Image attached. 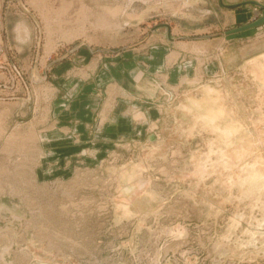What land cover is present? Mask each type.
I'll use <instances>...</instances> for the list:
<instances>
[{
    "label": "rangeland",
    "instance_id": "1",
    "mask_svg": "<svg viewBox=\"0 0 264 264\" xmlns=\"http://www.w3.org/2000/svg\"><path fill=\"white\" fill-rule=\"evenodd\" d=\"M263 16L264 0H0V264H264V21L230 32ZM170 51V83L209 65L161 86L142 128L117 82L68 75L97 63L133 93ZM66 124L80 140L46 146Z\"/></svg>",
    "mask_w": 264,
    "mask_h": 264
},
{
    "label": "crops",
    "instance_id": "2",
    "mask_svg": "<svg viewBox=\"0 0 264 264\" xmlns=\"http://www.w3.org/2000/svg\"><path fill=\"white\" fill-rule=\"evenodd\" d=\"M167 35V34H166ZM194 44L195 43H193V46L192 47H194L195 49H196V47L198 48V46H194ZM197 44V43H196ZM177 49L178 50H172V51H177L178 53H180L181 52V46H180V44H178L177 45ZM194 49V55H197L196 53H198V54H203V50H200V49H196L195 50ZM192 48H190V53H192ZM172 51H170L169 53H168V55L167 56H169V54H171V52ZM192 53V54H193ZM176 54V53H175ZM167 56H165L164 57V61H162V63L161 64H159V66H158V71L156 72V75H155V77H152V76H149V75H146V77H147V81L151 84H146V85H139L138 87L140 88V89H143V90H145V91H143V90H140V89H138V90H135V91H132L133 93L135 92V93H137V94H142L143 95V97H142V99L143 100H141V102L142 103H137V102H135V100H134V98H133V93H131L130 91H131V89L129 88L130 87V85L129 86H127V82L128 81H124V83L123 84H121L118 80H116V79H114L113 77H108L110 74L107 72L108 70H105V69H103L102 70V72H99V70H97L98 68H97V63H95L94 65H88L87 67H78V63L76 62V68L75 69H73V70H71V71H68V75H72V76H77L78 77V79H80V80H85V79H88V78H90V77H93V76H95L97 73H98V81H103V83L104 84H106V83H109V82H113V81H115V82H117L120 86H121V88L123 89V91H124V95H126V93L127 92H129L130 94H129V96L128 97H126V99L125 100H127L128 101V103H129V105L127 104V106H128V108L125 110L126 112H127V110H129V108L132 106V107H138L139 108V110H140V113H141V116L139 117V120L137 119L136 120V116H132V119H133V122L137 125V126H140V128H142V127H144V126H147V125H149V122H151V121H154L155 119H150L148 122L147 121H145V117L143 116V114L144 113H142L143 111H148L149 109H153L154 111V113H158V116H160V115H162L163 114V108H164V106H162V103H158L159 101H157V100H159V99H157V97H158V94H162V95H166L167 97H168V95L169 94H166L165 92L164 93H162L163 92V89L161 88V86H164V88H166L167 90H168V86L169 85H172V86H178V87H180L181 86V84H183L186 80H189V79H191V82H193V83H199L201 80L199 79L198 80V82H197V78H198V76H199V74H202L200 71H202V69L204 68L205 70L207 69V67H208V63L207 62H204L203 64H202V62H201V64H199V67L197 66V69H198V73H196L197 74V76L196 77H194V78H190L189 76H187V74H180V76L178 77V81L177 82H175V83H170L169 82V78H170V76H171V73H170V70H171V68L175 65H173V66H169V65H167V62H168V60L169 59H167L166 57ZM178 56V55H177ZM180 56H183V54L182 53H180ZM179 56V57H180ZM177 62H178V60H177ZM177 62H176V64H177ZM179 63V62H178ZM207 63V64H206ZM184 66H185V64H184ZM203 66V67H202ZM219 66L221 67V68H223L222 67V64H220L219 63ZM107 67V66H106ZM186 67V66H185ZM170 68V69H169ZM107 69H108V67H107ZM176 69V68H175ZM163 74L162 76H167V81H166V83H162L161 82V79L158 77V75H160V74ZM130 74H131V72H130ZM174 73H172V75H173ZM130 76V75H129ZM200 77V76H199ZM106 78H108V80L106 81ZM153 78H156L157 79V81L158 82H160V85L158 84V83H156L154 80H153ZM193 79V80H192ZM79 80V81H80ZM158 87H160V89L161 90H159V88ZM96 91V90H95ZM122 91V90H121ZM144 94L146 95V96H144ZM67 95L69 96V93H67L66 94V99L68 98L67 97ZM150 96V97H149ZM93 97V99L91 100V102H93V104H97V103H100V99L96 96V94L94 93V95L92 96ZM123 100V99H122ZM120 104H121V101H119V102H117V104H116V106H115V109H114V111H113V113H112V115L115 113V111H116V109L120 106ZM68 107H69V105H68ZM142 107H144V110H143V108ZM93 111H94V107H93V109H92ZM129 116V115H128ZM128 116H125V117H128ZM141 120V122L140 123H138L137 121H140ZM53 122H56V126H57V123H58V121L57 120H55V121H53ZM107 123V121L104 123V125L102 126V127H104L105 126V124ZM69 124H66V125H63V126H60V128H59V131H57V130H53V131H50V132H47L48 134V136H47V139H45V143H46V146L48 145V147H50V149H52L53 147H56L57 149H59L60 148V146H62L61 144L60 145H51L50 144V139H54V137L56 136L54 133H56L57 135H60L59 134V132H60V129L62 128V127H66V128H68V137H70V136H72V138L74 139V142H78L79 140H80V136L79 135H75V133H76V131L75 132H72L71 131V128L68 126ZM71 126V125H70ZM76 128V127H75ZM64 137H67V136H64ZM94 140V139H93ZM52 141V140H51ZM45 145V144H44ZM64 146V145H63ZM54 151H52V153H53Z\"/></svg>",
    "mask_w": 264,
    "mask_h": 264
},
{
    "label": "bare ground",
    "instance_id": "3",
    "mask_svg": "<svg viewBox=\"0 0 264 264\" xmlns=\"http://www.w3.org/2000/svg\"><path fill=\"white\" fill-rule=\"evenodd\" d=\"M106 9V11L107 12H109L110 14H112L113 16L114 15H118L120 12H121V9L118 7V8H114V9H111V8H109V7H107V8H105ZM253 27H255V26H253ZM248 28H251V27H248ZM177 59V54H171V56L169 57V60H168V63H169V61L171 62V64L172 63H174V61ZM161 79L163 80V81H165V79H166V76H162L161 77ZM111 86V85H110ZM110 88V87H109ZM110 90V92H112L113 93V96L112 97H116L119 93H118V90H117V86L115 85V87H111V89H109ZM176 90V89H175ZM111 93V94H112ZM111 97V98H112ZM113 99V98H112ZM110 104V103H109ZM108 105V104H107ZM111 105V104H110ZM106 108H108V110L110 109L109 107H107L106 106ZM105 109V108H104ZM105 112V111H104ZM108 113V112H107ZM103 118H104V116H103Z\"/></svg>",
    "mask_w": 264,
    "mask_h": 264
},
{
    "label": "water",
    "instance_id": "4",
    "mask_svg": "<svg viewBox=\"0 0 264 264\" xmlns=\"http://www.w3.org/2000/svg\"><path fill=\"white\" fill-rule=\"evenodd\" d=\"M263 21H264V16H263V18L258 19V20L255 21V22L249 23V24H247V25H245V26H242V27H240V28L234 29V30H232V31H230V32L238 31V30H242V29H246V28H248V27H253V26H256V25H258V24H261Z\"/></svg>",
    "mask_w": 264,
    "mask_h": 264
}]
</instances>
